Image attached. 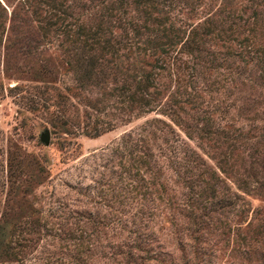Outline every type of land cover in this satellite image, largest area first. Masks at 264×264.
<instances>
[{
    "label": "rangeland",
    "instance_id": "obj_1",
    "mask_svg": "<svg viewBox=\"0 0 264 264\" xmlns=\"http://www.w3.org/2000/svg\"><path fill=\"white\" fill-rule=\"evenodd\" d=\"M0 228V264H264V0H0Z\"/></svg>",
    "mask_w": 264,
    "mask_h": 264
},
{
    "label": "trees",
    "instance_id": "obj_2",
    "mask_svg": "<svg viewBox=\"0 0 264 264\" xmlns=\"http://www.w3.org/2000/svg\"><path fill=\"white\" fill-rule=\"evenodd\" d=\"M164 28V27H163ZM130 31H133L134 35L136 34V29L130 28ZM155 31V30H154ZM163 31V30H160ZM125 34L128 32L127 30H124ZM176 31L172 32L173 38H165V40L160 41L159 37H153V38H147L145 39V42L142 44H145L142 46V52L145 53L146 50H153V49H159L162 53H166L167 49L176 44L178 39L176 38ZM106 32H102L100 28L95 30H88L86 34H84V39H82V47L85 51H89L91 54H88V61L86 63V69L84 71V76L89 77L92 74H105L106 69L112 68L114 71L117 67V60L118 57V47H119V41L113 39L112 41H109L107 38H105ZM190 37L187 38L182 42L183 46H188V44L195 42V39L192 37L194 32L190 31ZM177 39V40H176ZM160 46H163L164 48H160ZM94 47H96L102 54H107L108 58L102 57L101 54H98V57H95L93 55ZM86 55V54H85ZM97 58V59H96ZM102 60V61H97ZM110 65V66H109ZM125 67V66H124ZM96 69V72L93 70ZM126 68V67H125ZM129 69V68H126ZM132 70V68H130ZM133 71V70H132ZM108 73V72H107ZM109 74V73H108ZM175 82L180 80V77L175 74ZM127 77H129L130 82L125 85L126 91L125 94V101L128 104L129 107L136 106V109L139 114H142V112H149L152 109L153 105V99H152V92L148 91V87H153L152 83L150 82V79L148 78L150 76L149 72L143 73L142 71L139 72V74H127ZM83 77V78H85ZM109 124L105 126V130H108ZM92 129V126L90 127ZM143 130V129H142ZM93 131L95 134H98L100 130L98 128H93ZM4 234L1 232L0 228V247L1 244L4 243ZM26 239H23L22 241H25ZM18 246L21 245V242L17 243ZM6 246V245H5Z\"/></svg>",
    "mask_w": 264,
    "mask_h": 264
},
{
    "label": "water",
    "instance_id": "obj_3",
    "mask_svg": "<svg viewBox=\"0 0 264 264\" xmlns=\"http://www.w3.org/2000/svg\"><path fill=\"white\" fill-rule=\"evenodd\" d=\"M40 140H41L44 144H48L49 136H48V131H47V130H44V132L41 134V136H40Z\"/></svg>",
    "mask_w": 264,
    "mask_h": 264
}]
</instances>
